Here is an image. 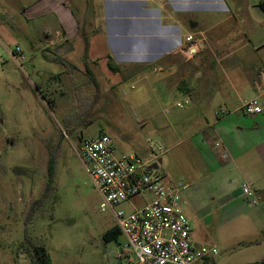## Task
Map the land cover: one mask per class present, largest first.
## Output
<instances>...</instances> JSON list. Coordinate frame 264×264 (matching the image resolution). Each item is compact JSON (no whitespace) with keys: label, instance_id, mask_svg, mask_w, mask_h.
Wrapping results in <instances>:
<instances>
[{"label":"rangeland","instance_id":"1","mask_svg":"<svg viewBox=\"0 0 264 264\" xmlns=\"http://www.w3.org/2000/svg\"><path fill=\"white\" fill-rule=\"evenodd\" d=\"M16 4L0 0V264H29L26 238L44 245L53 264H127L119 257L127 239L121 233L109 238L118 223L101 210L102 196L77 155L80 136L94 139L102 132L118 156L149 160L151 143L163 147L158 169L181 189L192 237L216 247L219 264L259 261L264 232L255 224L258 207L243 198L235 202L239 213L227 211L218 186L226 173L215 167L225 162H206L188 130L200 104L178 108L184 95L163 97L154 66L121 84L98 75L95 84L85 72L46 61L36 22L14 13ZM252 57L253 66L264 68V50ZM227 181L240 184L235 176ZM151 199L138 196L119 209L132 212Z\"/></svg>","mask_w":264,"mask_h":264},{"label":"crops","instance_id":"2","mask_svg":"<svg viewBox=\"0 0 264 264\" xmlns=\"http://www.w3.org/2000/svg\"><path fill=\"white\" fill-rule=\"evenodd\" d=\"M16 1L14 13L36 22L43 51L63 57L76 72L121 84L154 66L163 97L184 95L199 103L188 130L206 162H225L215 167L226 173L218 186L227 211L240 212L235 202L244 203L241 188L249 186L258 199L257 231L264 232V114L240 110L244 99L264 104V68L251 64L253 53L264 50V33L257 29L264 27V0ZM190 34L193 43L186 41ZM257 39L262 41L255 45ZM219 108L228 113L218 115ZM227 176L239 179L237 188Z\"/></svg>","mask_w":264,"mask_h":264},{"label":"built area","instance_id":"3","mask_svg":"<svg viewBox=\"0 0 264 264\" xmlns=\"http://www.w3.org/2000/svg\"><path fill=\"white\" fill-rule=\"evenodd\" d=\"M186 41L193 43L195 36L188 35ZM189 104L185 101L177 103V107L185 108ZM240 110L246 115L264 114V104L255 98L244 99ZM227 113L220 109L217 114ZM151 146L149 160L132 154L118 156L112 138L102 132L94 139L84 140L77 155L102 196L101 210L114 214L121 234L127 239L120 258L127 264H200L216 256L218 250L193 241L191 223L183 210L181 189L169 183L159 167L152 168L165 150L160 145L151 143ZM241 190L250 204H258L249 186L244 185ZM138 196L152 199L141 208L134 207L132 212L119 209Z\"/></svg>","mask_w":264,"mask_h":264},{"label":"trees","instance_id":"4","mask_svg":"<svg viewBox=\"0 0 264 264\" xmlns=\"http://www.w3.org/2000/svg\"><path fill=\"white\" fill-rule=\"evenodd\" d=\"M87 49H88V43H87V48H86V57H87ZM43 52H44L43 56H44V59L46 61L62 65L65 68V70L70 72V73L72 70L76 69V67L73 64H71L69 61H67L63 57L57 55L56 53L48 51V50H45ZM109 66L113 72L119 71V69L115 68L112 64H109ZM87 74L90 76V79L92 80V82L97 84L95 78L93 77V75L88 70H87ZM38 88L40 89L41 87L38 86ZM79 140L81 142H83L85 139L83 140V137L80 136ZM57 150L52 153V155L49 159V173L51 176H53V167H54V162H55V158H56L55 156H56ZM116 233H121V232L118 229L117 231L110 233L109 238L111 236L115 235ZM25 242H26V245L28 248L27 250L30 254V263L29 264H53L51 255L44 245H41V244L34 242L31 238H26ZM257 242L258 241H256V243ZM23 245H25V244H23ZM26 245H25V247H26ZM204 262H205V264H218L215 261V259H213L212 257L206 258L204 260ZM248 264H264V258L261 261L248 263Z\"/></svg>","mask_w":264,"mask_h":264},{"label":"water","instance_id":"5","mask_svg":"<svg viewBox=\"0 0 264 264\" xmlns=\"http://www.w3.org/2000/svg\"><path fill=\"white\" fill-rule=\"evenodd\" d=\"M193 27H195V26H193ZM161 163H162V160H159L158 163H156V164H154V165L152 166V168H153V169H157V168L159 167V164H161Z\"/></svg>","mask_w":264,"mask_h":264}]
</instances>
